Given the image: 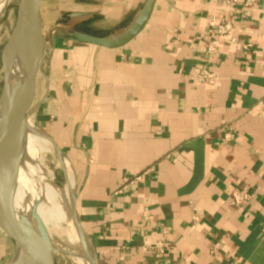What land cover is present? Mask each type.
Returning <instances> with one entry per match:
<instances>
[{
  "label": "crops",
  "instance_id": "obj_1",
  "mask_svg": "<svg viewBox=\"0 0 264 264\" xmlns=\"http://www.w3.org/2000/svg\"><path fill=\"white\" fill-rule=\"evenodd\" d=\"M146 1L43 0L40 11L35 119L64 156L96 264H264V0H156L118 49L52 36L112 35ZM197 69L216 83L198 84ZM14 252L0 231V264Z\"/></svg>",
  "mask_w": 264,
  "mask_h": 264
},
{
  "label": "water",
  "instance_id": "obj_2",
  "mask_svg": "<svg viewBox=\"0 0 264 264\" xmlns=\"http://www.w3.org/2000/svg\"><path fill=\"white\" fill-rule=\"evenodd\" d=\"M43 0H18L16 20L1 56L0 87V231L15 245V254L9 264H56V249L52 238L33 207L28 216L16 211L17 180L14 171L16 157L22 151L25 131L30 117L35 113L37 77L42 72L45 50L40 20ZM156 0H147L139 15L127 28L105 37L59 26L52 36L79 45H92L118 49L127 45L146 27ZM77 14L73 17H84ZM42 136L51 143L65 172L64 156L52 138L43 129ZM13 166V167H12ZM69 187V181H67ZM72 205L68 209L75 226L81 252L74 254L89 264H96L94 248L80 223L76 211V195L69 188ZM67 252V250L63 251Z\"/></svg>",
  "mask_w": 264,
  "mask_h": 264
},
{
  "label": "rangeland",
  "instance_id": "obj_3",
  "mask_svg": "<svg viewBox=\"0 0 264 264\" xmlns=\"http://www.w3.org/2000/svg\"><path fill=\"white\" fill-rule=\"evenodd\" d=\"M17 2L18 0H7V3L4 6V9L2 11L3 13L1 12L0 14V87L2 84L1 56H2V52L7 44V41L9 39V36L15 24ZM98 24H101V22H99ZM30 121L34 124V126L37 129H42L36 123L35 113L30 117ZM30 155L33 157H31ZM30 155L28 156V159L25 162V164L27 165L26 167L29 170H28L27 176L25 174L26 171L23 172L24 182L28 183V182L34 181L36 183L47 184L49 186L51 190V193H50L51 201L49 204L46 203L47 211L49 210L47 213L48 214L50 213L48 218H46V220L49 219L52 223V224L48 223L50 227L49 233H50L53 243L59 249L64 247L67 250V252H63V251L55 252V255H54L55 263L56 264H79L78 258H76L74 254L81 252V246L78 241L76 242L73 239V236H72L73 222L70 218L69 212L67 214L65 208L58 209L56 207L57 206L56 205L57 200L55 201L56 192H57L56 188L60 192L64 190L65 187H68V184L65 180L64 170L62 169L61 163L59 162V159L53 147L51 145H46L43 142H38V145L34 147V150L31 152ZM28 160L30 161L28 162ZM35 162H37L38 164ZM28 166H30L31 168ZM32 169L34 171H32ZM69 184L70 185L68 188L70 189L75 188L74 181L71 180V178H69ZM51 215H53L52 218H51ZM14 254L15 252L11 255V259L13 258Z\"/></svg>",
  "mask_w": 264,
  "mask_h": 264
},
{
  "label": "bare ground",
  "instance_id": "obj_4",
  "mask_svg": "<svg viewBox=\"0 0 264 264\" xmlns=\"http://www.w3.org/2000/svg\"><path fill=\"white\" fill-rule=\"evenodd\" d=\"M6 3H7V0H0V14L3 11ZM38 142H43L46 145H51V143L48 141V139L45 138L44 136H42L39 129H37L34 126V124L31 121H29L28 126H27L26 131H25L24 143H23L24 145H23L22 151L16 157L15 162H14V168L11 171H14V173H15L14 175H15L16 180H17V190H16V200L15 201H16V211H17L18 215L28 216L29 213L31 212L32 208L35 207L36 213L41 218V220L43 221L44 225L46 226V228L49 232L50 227H49L48 223H51V221L49 219L46 220V218H48V216L50 214V213L49 214L47 213L49 210L47 211L46 203L49 204L51 201V199H50L51 190L47 184H40V183H36L34 181L25 183L24 179H23V172L26 171L25 174L27 176L28 170H29L26 167L27 165L25 164V162L28 159V156L34 150V147H36L38 145ZM31 157H33V156H31ZM29 161L30 160H28V162ZM35 163H37V162H35ZM67 164H68V162H67ZM33 166H35V165H33ZM28 167H30V166H28ZM65 168H66V165H65ZM33 169H32V171L35 170V169L34 170ZM38 175H39V173H38ZM42 178H43V176H42ZM56 190H57V192H56L55 201L57 200L56 201L57 206L56 205L55 206L58 209L59 208H61V209L65 208L66 213L68 214V212H69L68 209L72 205V198H71L69 188L65 187V189L60 191V192L57 188H56ZM44 202H45V204H44ZM60 213H61V211H60ZM52 216L53 215H51V218H52ZM72 229H73V231H72L73 239L77 242L78 241V235H77L74 224H72ZM56 249L61 250V251L66 250L64 247L59 249L57 246H56ZM78 263L79 264H89V261L87 259L85 260L83 258H79ZM20 264H25V263L21 262Z\"/></svg>",
  "mask_w": 264,
  "mask_h": 264
},
{
  "label": "built area",
  "instance_id": "obj_5",
  "mask_svg": "<svg viewBox=\"0 0 264 264\" xmlns=\"http://www.w3.org/2000/svg\"><path fill=\"white\" fill-rule=\"evenodd\" d=\"M211 28L213 31L217 33L219 36L227 35L230 32V25L228 23H225L224 21L221 22H211ZM215 48L211 44L206 45L204 49V53L206 55H210L214 52ZM197 75V82L200 85H208L212 86L216 83V74L210 70L207 69H197L196 70ZM230 264H237V259L233 258L230 262Z\"/></svg>",
  "mask_w": 264,
  "mask_h": 264
}]
</instances>
